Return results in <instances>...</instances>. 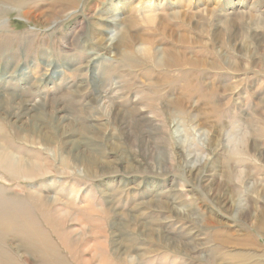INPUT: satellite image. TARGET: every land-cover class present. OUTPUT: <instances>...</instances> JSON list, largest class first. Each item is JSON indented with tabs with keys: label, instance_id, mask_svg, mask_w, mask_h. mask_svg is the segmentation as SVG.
I'll return each mask as SVG.
<instances>
[{
	"label": "rangeland",
	"instance_id": "1",
	"mask_svg": "<svg viewBox=\"0 0 264 264\" xmlns=\"http://www.w3.org/2000/svg\"><path fill=\"white\" fill-rule=\"evenodd\" d=\"M121 1L119 10L109 14L107 5L118 0H74L64 8L55 0H26L22 9L8 8L0 16V146L39 167L17 179L0 169V207L3 202L19 205L24 219L61 255L65 253L41 219L31 192L55 194L75 204L73 209L82 201L96 213L100 209L91 218L77 210L75 216L81 224L90 221L99 229L95 238L103 249L94 253L110 259V264H120L109 249L116 238L111 226L115 213L127 227L118 234L134 230L138 253H145L144 247L156 251L147 252L142 263L264 264V0ZM148 16L154 23L145 22ZM94 24L107 29L98 35ZM164 24L184 27L191 38L189 51L204 61L208 58L217 71L203 67L192 71L186 65L183 79L176 77L179 72L174 68L165 75L159 62L165 58L162 52L172 49V40ZM94 37L104 43L110 38L120 51L103 59L106 51L94 45ZM126 57H133L135 66ZM177 85L193 95L187 97L182 113L166 115L164 100H176ZM73 91L78 92L80 105L93 98L95 102L98 93L111 97L119 111L110 110L109 116L101 112L97 122L88 125H96L94 129L85 128L82 115L69 105L78 100ZM38 98H43L47 111L56 100L67 103L64 116L80 126L68 127L65 122L61 129L43 122L41 135H22L18 125L30 126L32 116L17 119L12 114L18 111V116ZM131 106L143 111H129ZM88 112L89 116L93 111ZM43 136L51 139L49 148ZM69 137L90 145L85 147L89 157L94 148L109 169L91 161L95 170L100 168L93 163L104 170L89 175L83 164L60 172L59 159ZM100 190L108 195L104 198ZM192 232L201 238H193ZM220 234H228L231 242L224 249L218 246ZM241 243L250 247L244 251L235 247ZM21 246L16 254L19 264L54 262L33 254L27 241Z\"/></svg>",
	"mask_w": 264,
	"mask_h": 264
},
{
	"label": "bare ground",
	"instance_id": "2",
	"mask_svg": "<svg viewBox=\"0 0 264 264\" xmlns=\"http://www.w3.org/2000/svg\"><path fill=\"white\" fill-rule=\"evenodd\" d=\"M25 1L26 0H0V6H4V8H1L2 10L0 11V16H2L5 13L4 10H8V8H21L22 9V6L24 5V3H26ZM55 1H56L55 3H58L60 5L63 4V8H64V5L75 4L74 0H55ZM148 3H149V1L148 2L146 1V4H148ZM122 4H123V2L121 0H118V3H115V4H108L106 11H109L108 13L110 14L113 10L114 11L119 10V7H121ZM139 7H141V6H139ZM22 14H23V12H22ZM151 17L152 16H148V19H144L145 22L150 21L148 24L154 23L155 19L154 18L150 19ZM180 17H182V16H180ZM100 20L101 19H99V21ZM104 21L105 22L109 21V19H105ZM109 23H110V21H109ZM164 25H166V24H164ZM94 26L98 27L94 30L95 32L97 30H99V32L97 33L98 35L100 34V32H102V31L105 32V30L107 29V28L101 29L100 28L101 25H98V24H94ZM165 33L168 35L167 38L172 40V42H171L172 45H171V47L169 46L172 49L166 50L165 53L162 52L163 57L165 54V58H163V59L161 58V60L159 59L160 60L159 64L162 66L161 68L164 67V69H165L164 70L165 75L167 73H169L168 71L170 68H174L179 72V74H177L176 77L179 79H183L182 77H183L184 73H182V72H184L183 69H185L184 67L186 65L188 66V68L191 67L192 71L195 70L196 67H203V69H205V70L206 69H215V70L217 69V65L214 64L212 61H209L208 58L204 61L202 59V56L199 55L197 52L189 51V48H190L189 44L191 43L190 42L191 38H188L187 34L185 36L184 33H186V32L184 30V27H182L180 24L179 25L175 24L172 26L166 25L165 26ZM93 34H95V33H93ZM161 36H163V35H161ZM92 40L94 42V45H96V46H98V47H100L106 51V56L103 57V59L109 57L111 55V53L113 54L114 52L120 51V50H118L119 49L118 45L116 46V45H112L110 43L111 42L110 38L108 39V41H105V43L100 39L96 40V38L92 39ZM245 46H246V44H245ZM245 46H244V48H245ZM165 47H167V46H165ZM162 50H164V48ZM249 50H251V49H249ZM125 52H126V50H125ZM125 52H121V55L124 56ZM250 53H251V51H250ZM197 55H199L200 56L199 58H201V60L204 61V62H202L203 64L200 63V61H199L200 59L196 58ZM207 56H208V54H207ZM143 59H144V57H143ZM125 61H128L129 64H132L133 66H135L134 61H136V60H134L133 57H126ZM157 64H158V62H157ZM130 68H136V67H130ZM125 69H126V67H125ZM198 73L200 74V72H198ZM91 74H92V76H94L93 72ZM51 75L54 77L57 75L56 67L52 68ZM151 76H153V74ZM179 79H177V81ZM156 80H158V79H156ZM179 81H181V80H179ZM194 83H193V85H194ZM92 84H93V87H96V80L95 79L92 80ZM177 87H178V89H177ZM175 88L177 89L176 95H178V97H176V100H170V102H166L167 100L166 101L164 100L163 106L166 109V111H165L166 115H171L172 112L182 113L181 111H183V107L185 105L187 97L190 98L194 92V91L192 93L191 92H185L184 85H177ZM213 89H214V87H212V91H213ZM170 91H171V89L169 87V92ZM72 93H73V96H75L74 98L78 99V94H77L78 92L73 91ZM79 95H81V94H79ZM214 95L211 94V97ZM96 96H97L96 99L98 100V102H97V100H95V102H94V98H93L92 100H88V102L85 103L84 105H80L81 102L79 101V99L75 101V100H72L73 99L72 98L71 99L72 101L70 100L71 103L69 104L77 110V113L82 115V118L81 117L80 118L83 119V121L85 123V124H82L83 127H85V128L89 127V129H91V130L94 129L93 127L96 125H93V124L91 126H88V125L90 124V122H92L94 124L97 122L96 118L98 119V116H100L99 113L102 112L103 115L109 116L110 110L112 112L119 111L115 107L116 102L113 101L111 99V97H110V99H108L109 96H100V95H98V93H96ZM179 96H183V98L181 99V98H179ZM41 99H43V98H38V100L36 102H34V104L32 106H29V107L27 106L28 108L25 107L24 110L22 112H20V114L18 116H17V114L19 112L17 111V108H15V110L17 112L12 114L13 118L15 117V118L19 119L22 116H26L27 114L32 116L29 119V123H27L30 126H23L20 124L18 125L19 126L18 129H21L22 132H25L22 135H24L26 133L41 135L42 132H41L40 128H42L41 126H42L43 122L48 124V127H53V125H54V128L55 127L56 128L62 127L61 129H63V127L65 126L64 124H67L65 122H68V124H67L68 127L76 128L77 126H80V124L76 121V119L71 118L69 120L68 116H64L66 111L68 110L66 107L67 103H66V105H64V103L61 100H56V102H52L51 106L49 105V110L47 111V109H45L44 103L42 102ZM88 110L93 111L91 113V115H89V116H88V114H89ZM130 110L131 111L139 110V112L143 111V110L138 109L134 106H131L129 108V111ZM57 113L60 114V117L57 116ZM172 114H174V113H172ZM111 120L112 121L115 120V117H113L110 120L106 119V122L104 124H107V123L110 124ZM86 121L89 123H86ZM170 121H172V120H170ZM12 124L15 126V128L18 127L17 123L12 122ZM170 124H172V122ZM19 135L20 134H18L15 131V136L18 137ZM43 135H45V134H43ZM68 136H66V137H68ZM39 137H41V136H39ZM42 138L44 140H47L45 145L47 146V148H49V145L51 144V139H48V136H43ZM92 138H94V137H92ZM98 139L99 138L96 137V140H98ZM69 140H71L70 137H69ZM83 143H85V141H83L81 143V139L80 140L73 139V140L69 141L67 144H64L63 147H65V145H67L65 147V148H67V150L65 151V154L63 152L61 153L62 156H61V159H59L60 160V168L58 167L59 168L58 170H60V172L64 171V169L67 170L68 167H70V166H73L77 169L80 166H83V164L87 165V169L86 168H84V169H85L86 174L89 173V175L92 173L96 174V173H98V171H99V173H101L104 170V168L101 165H99L97 163H93L94 165H97L100 168L99 170H95L94 167L91 166V163H90L91 161H98L99 163H101L105 167L106 170L109 169V164L104 163V162H100L99 159H97L98 155L96 154L94 148H93V150H91L92 153H90L92 156L91 157L87 156V154L85 153V152H87L85 147L88 148L90 145L86 146ZM90 148H91V146H90ZM96 150H97V148H96ZM66 160L67 161L70 160L69 165L67 164ZM31 168L39 171V167L37 166L36 163H34L31 160L23 157V155H22V158H19V157L17 158L15 156V154L13 153V151H10L8 148H4L3 146H0V169L3 170L5 173L10 174L12 177H14L16 179L17 178H24V177L31 175V173L33 172V170ZM129 169L132 170L131 168H129ZM159 170H161V169H159ZM31 193H34V194H29V195L35 201L34 204L38 205L37 208L40 209L39 215H41L40 216V217H42L41 219L44 220L45 221L44 223H46L51 228L52 233L55 235L56 239L59 241V243L61 245L60 248H62V251L65 254L61 255L58 252L57 247L54 246V243H52L50 240H48L45 236L39 235V230H37L30 222H28L27 219H24L25 215H22L23 213L21 214L22 210L20 209L19 205L14 204V202H9L6 205V203L3 202L1 207H0L2 209L0 211L1 212L0 213V242H1L0 243V256H5V257H0V264H7L8 262H9V264H19L20 263V261L17 259L16 254L20 253L21 249H23V247H24V245H23V247L21 246L22 241H24V242L27 241L28 246H30L32 248V250L34 249L33 254L41 255L47 261H54V262H52V264H92V263H94V264H110V262H109L110 259H102L100 257V255L98 256L97 254L94 253L95 251L97 252L100 249L102 251V249H103V244L100 243L99 241H97V238H95V235H97L96 232L99 231V229L96 226H94L93 222L88 221V219H86L88 222L83 221V222H87V223H85L84 225H83V223L81 224L79 221V218H78L79 216L78 217L75 216V212L78 211V214L81 215L82 217L91 218L92 215H96L100 209L96 213V210L94 211L93 207L88 208L89 205H86L87 202H85V201H82L81 205L78 204L77 208L75 207L76 209H73L74 208L73 206L75 204L72 206L70 201H66L68 199V197L65 200L66 202H64L59 197L57 198L55 194L52 196H49V195L47 196V195H42L40 193H35V191L31 192ZM100 193L104 198L108 195V193L105 192L104 190H100ZM6 196H7V194H6ZM105 203H107L106 199H105ZM54 204H55V206H52ZM15 210H17L18 212H16ZM48 210H49V212H48ZM75 210H77V211H75ZM49 214L51 217H49ZM113 215H114V218L112 219L111 226L115 230L113 235H115L116 238L114 241H112L110 243V246H109V249L111 252V257H114L115 259H117L120 262V264H149L148 262L142 263L141 259L143 257L148 256L147 252H152V251L156 252V251L153 249L144 247L143 249H145V250H143V252H145V253H138L137 252V245H136V242L138 239L136 237L132 236V234L134 233L133 232L134 230L131 228L130 232L121 233V231H120V233L118 234L117 230H119V229L120 230L121 229L126 230L127 227L122 224L123 221H120L121 219H119L117 221V218H119V216H120L119 213H115ZM121 216H123V214H121ZM76 226H79V230H77ZM80 231H82V232H80ZM192 233H195V232H192ZM194 235L195 236L193 238H198V239L201 238L199 235H197V233H195ZM228 238H229L228 234H226V235L220 234L219 235L220 241H219L218 246L222 247V249H224L225 247H228L231 244V242L228 240ZM8 239H10V240H8ZM215 240H217L216 237H213L212 241H215ZM19 241H21V243ZM92 241L94 243L89 246L88 242H92ZM147 243H149V242H147ZM125 244H127L128 246L126 247ZM245 244L246 243H244V244L241 243L239 245H235V247L238 246L239 248H241L244 251L247 249V246H249L248 244H246V245ZM8 245L11 248L8 247ZM92 248H95V249H92ZM217 249H215L216 252H217ZM157 251H159V250H157ZM87 252L89 253L88 254L89 259H91V260L87 259ZM82 255H83V257L85 255V258H83V257L81 258ZM210 264H213V263L210 262Z\"/></svg>",
	"mask_w": 264,
	"mask_h": 264
}]
</instances>
